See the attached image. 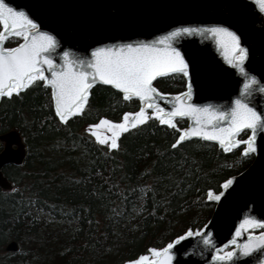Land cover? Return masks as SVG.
<instances>
[{
	"label": "trees",
	"instance_id": "obj_1",
	"mask_svg": "<svg viewBox=\"0 0 264 264\" xmlns=\"http://www.w3.org/2000/svg\"><path fill=\"white\" fill-rule=\"evenodd\" d=\"M185 85L178 74L154 82L168 94ZM139 106L95 85L83 114L60 124L42 82L0 99V134L15 130L25 146L22 163L2 168L11 189L0 188V264H123L206 224L214 208L206 190L218 191L253 155L200 139L172 149L178 132L155 118L122 133L113 150L85 131L101 117L118 122ZM175 123L182 129L187 120ZM10 241L18 245L14 252L5 250Z\"/></svg>",
	"mask_w": 264,
	"mask_h": 264
},
{
	"label": "snow or ice",
	"instance_id": "obj_2",
	"mask_svg": "<svg viewBox=\"0 0 264 264\" xmlns=\"http://www.w3.org/2000/svg\"><path fill=\"white\" fill-rule=\"evenodd\" d=\"M255 3L264 13V0H255ZM193 35L203 40H214L224 61L243 77L239 96L232 99L227 110L191 103V83L186 85L185 92L174 96L159 92L153 85L158 77L169 74H178L187 81L197 71L195 63L173 46L178 37ZM13 38L19 42L12 47L5 46ZM57 47L54 35L41 31L23 10L0 0V97L20 95L23 90L42 82L50 87L55 117L60 124H64L71 117L83 114L89 90L100 83L118 90L124 101L133 98L140 101L139 110L123 112L119 122L101 117L97 123L86 127L85 131L95 138L96 143L109 150L118 149L117 141L122 133L155 118L161 125L178 132L177 138L170 144L172 149L198 138L217 142L225 152L238 145H244V156L257 151L254 141L257 131L264 132V112L251 106L249 97L254 91L264 93V84H259L257 78L246 71L248 50L242 45L241 37L230 28L221 25L176 27L151 41L104 44L92 48L88 57L65 50L60 53L59 63L52 55ZM157 97L171 107H162ZM175 118H188L192 123L179 129ZM242 130L251 134L239 140L236 137ZM233 182V178L225 179L218 191L208 188L206 200L221 201ZM206 227L195 233L191 229L185 230L163 247H150L145 254L126 259L123 264H172L174 245L194 235L199 236L204 245L213 247V234ZM256 227H264V220L246 216L236 226L233 239L223 248H214L212 260L232 264L237 255L247 257L259 250L262 254L257 264H264V231L258 234L248 231ZM244 232H248L247 239L238 242L236 238ZM229 245L234 247L225 251Z\"/></svg>",
	"mask_w": 264,
	"mask_h": 264
},
{
	"label": "water",
	"instance_id": "obj_3",
	"mask_svg": "<svg viewBox=\"0 0 264 264\" xmlns=\"http://www.w3.org/2000/svg\"><path fill=\"white\" fill-rule=\"evenodd\" d=\"M6 2L11 7L23 10L37 23L41 31L55 36L58 47L52 55L57 63L60 62V53L65 50L74 55L88 57L92 48L104 44L151 41L176 27L213 25L228 27L241 37L242 45L248 50L246 71L254 75L259 84H264V13L259 11V5L255 0H6ZM173 46L179 48L197 68L186 81V85L188 83L192 85L190 102L211 105L220 110L230 108L232 99L239 96L243 77L224 61L215 41L203 40L195 35L181 36L176 39ZM159 78L161 77L157 79ZM156 80L153 81V85ZM95 85L103 84L96 83L93 86ZM186 85L182 92L187 90ZM138 102L140 105L139 100ZM157 102L162 107H171L159 97ZM249 103L264 112V93L254 91L249 97ZM175 119H186L185 128L192 123L188 118ZM243 131L247 130L241 132ZM249 134L250 131L247 135ZM0 141L3 143L0 150V188L9 190L11 183L4 176L2 168L7 164L22 163L25 146L20 134L15 130L0 134ZM209 142L217 144L223 150L217 142ZM254 144L257 151L251 153L252 162L238 174L229 177L233 178V185L226 190L221 201L213 202L214 208L210 218L202 227L207 226L206 230L212 232L213 247L204 245L199 236L188 237L174 245L172 264H222L212 260L214 248H223L233 239L236 226L246 216L264 220V132L257 131ZM259 229L264 227L248 231L258 234L261 232ZM192 231L195 233L197 230ZM247 235L248 232H244L236 239L243 242ZM17 249L16 241H10L5 245L6 251L14 252ZM261 254L258 250L247 257L237 255L232 264H257Z\"/></svg>",
	"mask_w": 264,
	"mask_h": 264
},
{
	"label": "rangeland",
	"instance_id": "obj_4",
	"mask_svg": "<svg viewBox=\"0 0 264 264\" xmlns=\"http://www.w3.org/2000/svg\"><path fill=\"white\" fill-rule=\"evenodd\" d=\"M90 134V133H89ZM231 248V246H228L227 248H225V251H228Z\"/></svg>",
	"mask_w": 264,
	"mask_h": 264
}]
</instances>
